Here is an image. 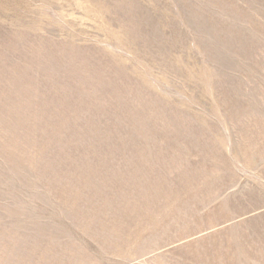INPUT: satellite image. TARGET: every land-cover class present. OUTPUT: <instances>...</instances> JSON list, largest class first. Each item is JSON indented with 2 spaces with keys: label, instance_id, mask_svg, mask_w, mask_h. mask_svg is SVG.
Wrapping results in <instances>:
<instances>
[{
  "label": "rangeland",
  "instance_id": "rangeland-1",
  "mask_svg": "<svg viewBox=\"0 0 264 264\" xmlns=\"http://www.w3.org/2000/svg\"><path fill=\"white\" fill-rule=\"evenodd\" d=\"M0 264H264V0H0Z\"/></svg>",
  "mask_w": 264,
  "mask_h": 264
}]
</instances>
